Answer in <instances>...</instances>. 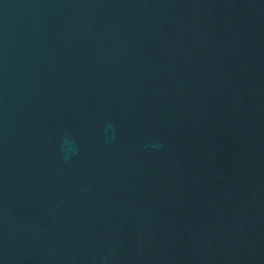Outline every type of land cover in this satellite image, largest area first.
<instances>
[{
	"label": "water",
	"instance_id": "1",
	"mask_svg": "<svg viewBox=\"0 0 264 264\" xmlns=\"http://www.w3.org/2000/svg\"><path fill=\"white\" fill-rule=\"evenodd\" d=\"M0 264H264V0H0Z\"/></svg>",
	"mask_w": 264,
	"mask_h": 264
}]
</instances>
